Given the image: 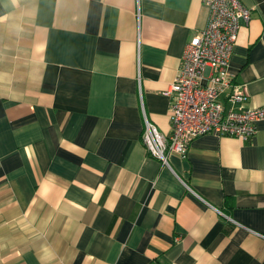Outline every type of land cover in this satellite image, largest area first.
<instances>
[{
  "label": "crops",
  "instance_id": "obj_1",
  "mask_svg": "<svg viewBox=\"0 0 264 264\" xmlns=\"http://www.w3.org/2000/svg\"><path fill=\"white\" fill-rule=\"evenodd\" d=\"M229 70L264 105V0ZM204 0H0V264H264V119L169 165L175 79Z\"/></svg>",
  "mask_w": 264,
  "mask_h": 264
},
{
  "label": "built area",
  "instance_id": "obj_2",
  "mask_svg": "<svg viewBox=\"0 0 264 264\" xmlns=\"http://www.w3.org/2000/svg\"><path fill=\"white\" fill-rule=\"evenodd\" d=\"M207 25L187 43L175 79L165 90L171 101V133L163 134L145 117L142 142L154 158L169 165V156L188 155L202 135L234 136L248 141L264 119V105L248 107L250 94L229 70L240 28L251 18L242 0H204Z\"/></svg>",
  "mask_w": 264,
  "mask_h": 264
}]
</instances>
